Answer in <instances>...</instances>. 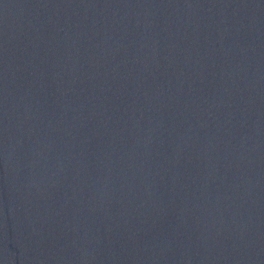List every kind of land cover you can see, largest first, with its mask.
Returning a JSON list of instances; mask_svg holds the SVG:
<instances>
[{
    "label": "water",
    "instance_id": "1",
    "mask_svg": "<svg viewBox=\"0 0 264 264\" xmlns=\"http://www.w3.org/2000/svg\"><path fill=\"white\" fill-rule=\"evenodd\" d=\"M0 264H264V0H0Z\"/></svg>",
    "mask_w": 264,
    "mask_h": 264
}]
</instances>
